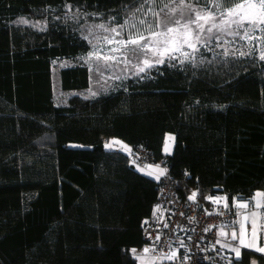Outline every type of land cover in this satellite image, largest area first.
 <instances>
[{
  "label": "trees",
  "instance_id": "16d2710c",
  "mask_svg": "<svg viewBox=\"0 0 264 264\" xmlns=\"http://www.w3.org/2000/svg\"><path fill=\"white\" fill-rule=\"evenodd\" d=\"M146 1L0 0V264H137L132 249L144 242L160 190V179L139 170L151 163L207 212L239 210L240 201L258 208L264 59L210 40L188 60L165 58L89 94L92 40ZM173 7L178 0H167L157 18L185 11ZM20 17L45 25L15 23ZM109 139L129 152L106 149ZM136 146L150 150V163H135ZM220 195L226 204L212 209ZM221 247L220 264H264L254 249L237 259Z\"/></svg>",
  "mask_w": 264,
  "mask_h": 264
},
{
  "label": "rangeland",
  "instance_id": "374dc122",
  "mask_svg": "<svg viewBox=\"0 0 264 264\" xmlns=\"http://www.w3.org/2000/svg\"><path fill=\"white\" fill-rule=\"evenodd\" d=\"M167 0H156L155 3H152L151 0H147L142 8H139L140 10L133 13L128 19H126L122 24L127 22V26L121 29L118 26L113 27L117 29V32H119V35L116 34V32L110 31L112 28L105 29L95 40H92L90 50L87 52L86 55V62L90 67L91 72V78H90V86H89V94H92L96 92L100 87L109 85L116 77H125L134 73L139 72V68L143 67V60L149 59L150 62L155 61L157 57L152 56L151 52H148L147 54H143L141 52H133L132 48L133 46H128L127 49H123L122 46L117 43L118 41L126 40L129 36H132L134 33L141 34L149 39L151 41L154 39V37L151 36V31H162L163 29L160 27H157V16L155 15L158 12V7L165 3ZM189 5H192L193 8H195L197 11L201 9L207 8L208 10H211L215 12V22L220 23L222 18V13L225 11V9L229 6H223L222 8H217L215 4L205 6V0H189L186 2ZM192 18V14L188 11V9L185 7V11L181 12L179 16L175 19H181V22L183 23L184 20ZM22 21H26L22 22ZM140 21H144L143 24L140 23ZM15 23L18 24H28L32 25L35 28H42L45 25V22L42 19H35L30 17H20L17 18ZM133 25L135 27H133ZM166 26H172L171 23L166 24ZM210 24L205 25V29L209 27ZM249 28V25L245 23L244 29H238L235 27V25L232 26L231 31L233 32H239V35H229V30L224 31H217L216 29H213L212 39L215 41H220L221 43L226 45V48L233 47L235 45L236 47L244 46L243 48L246 49V52L250 54L256 55L258 58L261 57L262 54H264V32H261L260 30H255L250 33L251 38H243L245 36V30ZM203 40L210 41L209 40V33L207 31L200 33ZM106 38L108 40H112V43H107ZM239 38V39H238ZM143 43V41L141 42ZM240 45H238V44ZM202 44H197V47H199ZM121 48V51H112V49ZM183 52L192 53V49L188 48L186 45L183 48ZM176 56H182L181 53H175ZM105 56H114L116 57L115 60L105 61ZM99 57V59L97 58ZM167 58V57H165ZM164 58V59H165ZM130 61V62H129ZM148 70V69H146ZM173 143H174V134L173 133H166L165 135V143L163 146V151L167 154H170L173 149ZM111 144V147H106V145ZM104 147L106 149H119L126 153L129 152V148L126 145H119L114 141V139H109L108 141L104 142ZM167 149V150H166ZM158 166V167H157ZM143 169V173L149 175L148 173L151 172L152 177L154 179L159 180L160 179V172L163 171L164 173V167L160 163H151L147 166L140 168L141 171ZM259 207L254 210L256 214V218L252 219V216L246 220H248L251 225L252 229L255 224V226L258 229V223L260 222L261 218L258 214ZM252 235V232L250 233ZM243 240L246 243L252 244L253 239L249 238L247 230H245V235L243 237ZM135 250V251H133ZM132 255L136 259L137 264H154L153 256L147 254L142 249L136 248L132 249ZM173 254L170 253L169 255L164 256L161 258L160 261H169L171 259H168V256H172Z\"/></svg>",
  "mask_w": 264,
  "mask_h": 264
},
{
  "label": "built area",
  "instance_id": "2783aa9c",
  "mask_svg": "<svg viewBox=\"0 0 264 264\" xmlns=\"http://www.w3.org/2000/svg\"><path fill=\"white\" fill-rule=\"evenodd\" d=\"M138 166L152 161L146 147L134 148ZM236 208H221L207 212L195 201L179 197L168 170L160 178V190L154 210L142 229L144 242L139 249H149L154 263L170 253H175L173 264H220L223 262L218 229L228 225L238 215Z\"/></svg>",
  "mask_w": 264,
  "mask_h": 264
},
{
  "label": "snow or ice",
  "instance_id": "6c2138e0",
  "mask_svg": "<svg viewBox=\"0 0 264 264\" xmlns=\"http://www.w3.org/2000/svg\"><path fill=\"white\" fill-rule=\"evenodd\" d=\"M152 3H155L156 0H151ZM173 2H176V0H173ZM230 3V6L225 9V11L222 13V18L220 23L215 22V12L208 10L207 8L201 9L197 11L195 8L192 7V5H189L186 3V0H178V7H173L169 9V12L171 14H175L178 9L183 10L185 7L188 9V11L192 14V18L184 20V22H181V19H175L173 20L171 18V15L167 17V19H157V27L162 28V31H151V36L154 37L151 41L149 39L141 34L134 33L132 36H129L126 40L118 41L123 49H127L128 46H133L132 50L133 52H141L143 54H147L148 52H151L152 56L157 57L153 62H150L149 59L143 60V67L139 68V72H145L146 69H150L154 67L157 64H163L165 62V57H167L169 60H175L177 59V56L175 53H181L184 60H188L190 58V55L194 54L196 51H199L197 44H204L205 41L201 37L200 33H203L207 31L209 33V40H211L213 29H216L217 31H224L229 30V35H239V32H233L231 31V28L233 25H235L238 29H244L245 23L249 25V28L245 30V36L243 38H251L250 33L255 30H260L261 32H264V0H228ZM212 3L215 4L217 8H222L224 6L225 0H212ZM165 7L167 8L168 5L166 4ZM140 9H138L139 11ZM157 17H159V13L155 14ZM25 22L26 21H22ZM141 24L144 23V21H140ZM171 23L172 26H166V24ZM210 24L207 29H205V25ZM127 26V22L124 24H120L119 27L123 29ZM99 27L103 28V25H100ZM133 27H135L133 25ZM112 32H116L117 35H119V32H117L116 28L110 29ZM143 41V43H141ZM107 43H112V40H108L106 38ZM187 46L188 48L192 49V53L183 52L184 46ZM121 48L112 49V51H121ZM241 55H244V53H241ZM99 59V57H97ZM261 59H264V54L261 55ZM116 57L114 56H105L104 60L110 61L115 60ZM130 62V61H129ZM183 62V61H181ZM93 95H95L93 93ZM106 147H111V144L106 145ZM167 150V149H166ZM158 167V166H157ZM143 171V169H141ZM151 175V172L148 173ZM163 171L160 172V175H163ZM256 197H264V193H256ZM227 206V205H226ZM240 208L247 207V204H239ZM260 206V203L257 202V207ZM255 213H252V218L255 217ZM247 219V218H246ZM257 233V227L253 226L252 229V235L253 238H255ZM223 234V233H222ZM245 235V230L243 225H241V230L239 233V236L241 237V244H244L243 237ZM233 239L237 238V233H232ZM245 247H254L253 244H247ZM257 251L264 253V247H260L256 249ZM135 251V250H133ZM149 249H144V252H148ZM236 256L237 259L240 258V249L237 248L236 250ZM175 253H173L172 256H168V259H172L174 257ZM255 264V262H253Z\"/></svg>",
  "mask_w": 264,
  "mask_h": 264
},
{
  "label": "crops",
  "instance_id": "0c3cea01",
  "mask_svg": "<svg viewBox=\"0 0 264 264\" xmlns=\"http://www.w3.org/2000/svg\"><path fill=\"white\" fill-rule=\"evenodd\" d=\"M114 141L116 143H118L119 145H123L122 143H120L117 140H114ZM256 193H258V192H256ZM260 193H262V192H260ZM255 194L253 195L251 201L254 202L256 204V206H257V202L260 203V206L258 209V214L261 218L260 222L258 223V229H257V233H256L255 238H253V235H250V233L252 232V225L248 220H246L247 217L248 218L250 217L249 216V215H251L250 213L254 212V211H250L248 209L249 201L234 202L233 205L237 206L239 208V211H240L238 216L236 217V219L234 220V222L230 226H223L218 231L220 243L223 245L225 250L231 256L236 257V251L235 250L237 248H239L241 251L244 248L256 250L257 248L264 247V211L262 210V208H264V197H256ZM211 200L213 202L212 209H216L220 205L226 204L225 197L221 196V195L213 197ZM239 204H247V207L240 208L238 206ZM255 218H256V215L252 219H255ZM241 225H243L244 230H247L249 238L253 239L252 244L254 245V247H251V248L245 247V245L249 244V243H246L245 241H244V244H241V237L239 236V233L241 230ZM233 232L237 233L236 239H233V236H232Z\"/></svg>",
  "mask_w": 264,
  "mask_h": 264
},
{
  "label": "bare ground",
  "instance_id": "6f19581e",
  "mask_svg": "<svg viewBox=\"0 0 264 264\" xmlns=\"http://www.w3.org/2000/svg\"><path fill=\"white\" fill-rule=\"evenodd\" d=\"M220 228H221V227H220ZM220 228H219V229H220ZM219 229H218V231H219Z\"/></svg>",
  "mask_w": 264,
  "mask_h": 264
}]
</instances>
